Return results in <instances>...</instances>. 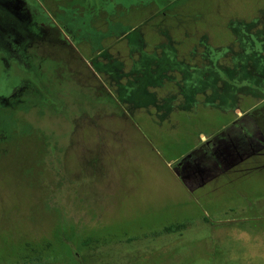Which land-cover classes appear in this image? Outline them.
<instances>
[{
    "label": "rangeland",
    "instance_id": "obj_1",
    "mask_svg": "<svg viewBox=\"0 0 264 264\" xmlns=\"http://www.w3.org/2000/svg\"><path fill=\"white\" fill-rule=\"evenodd\" d=\"M252 32L264 0H0L46 140L0 156V264H264V50H208Z\"/></svg>",
    "mask_w": 264,
    "mask_h": 264
},
{
    "label": "trees",
    "instance_id": "obj_2",
    "mask_svg": "<svg viewBox=\"0 0 264 264\" xmlns=\"http://www.w3.org/2000/svg\"><path fill=\"white\" fill-rule=\"evenodd\" d=\"M41 28L36 24V30H40ZM256 32H252L249 34L244 33V36L241 35L240 37L242 41L246 40L249 36L254 35L257 37L258 34H255ZM264 33V32H263ZM240 35V34H239ZM247 35V36H246ZM255 37L253 40L247 39L245 43H250V45H246L243 49H240V42H234L232 48H220V49H210L208 47V50L211 51V53H222V52H243L244 58L241 59V63L243 64V61L245 64H249L252 62L255 65L259 64L261 62V59L259 57H256L255 59L252 57L253 53L259 54L264 50V36L261 34V39L255 40ZM10 41V40H9ZM7 41L3 38L2 34L0 33V130L1 133L5 136L3 138L2 135H0L2 138H0V156H6L8 154L14 155L15 150H18V147L15 145V141H21L23 139L25 145H34V138L35 136L42 138L45 140L41 134H36L32 131V129L22 120L18 123L19 127L15 128L14 123L16 121V110L20 111H26L29 109L28 105L25 103H22L19 99L21 97V94L23 95L25 90L27 89V81H24L22 79L25 78L24 74L27 70L25 62H24V56H18L17 54V46L13 45L11 42ZM205 48V47H204ZM207 49H205L206 51ZM219 50V51H217ZM233 50V51H231ZM173 48L169 45L168 48H166V52H172ZM264 52V51H263ZM210 53V52H209ZM233 58V57H231ZM232 60V59H231ZM208 61V60H207ZM218 61L217 56L209 59V66L212 69H216L217 65L216 62ZM263 65L264 63L261 62ZM208 67V65H207ZM262 99V98H261ZM15 107V109H13ZM46 141V140H45ZM31 143V144H30ZM47 144L45 142L39 143L38 148L39 151L44 152L47 150ZM19 158L18 156H16ZM36 159V160H35ZM43 156L35 157H26V159L22 160V168L26 171L27 174H29L30 170V164L35 165L36 167L40 168L42 165ZM1 163V162H0ZM1 165V164H0ZM26 166V168H25ZM31 171H34V167ZM32 174V172H30ZM41 242L40 244H42ZM38 244V243H37ZM44 244V249H47V245ZM84 244V243H83ZM41 248V247H39ZM45 250L40 249L39 254L43 253ZM36 252V248L33 250V254ZM33 260L35 262H38L39 256L37 253L34 254ZM38 264V263H37Z\"/></svg>",
    "mask_w": 264,
    "mask_h": 264
},
{
    "label": "flooded vegetation",
    "instance_id": "obj_3",
    "mask_svg": "<svg viewBox=\"0 0 264 264\" xmlns=\"http://www.w3.org/2000/svg\"><path fill=\"white\" fill-rule=\"evenodd\" d=\"M70 37H72V35H70ZM225 53H226V52H225ZM227 54H231V55H229V56H235V55H234V52H228ZM216 64H217V63H216ZM259 101H261V100H259ZM179 163H180V162H179ZM179 163H178V164H179Z\"/></svg>",
    "mask_w": 264,
    "mask_h": 264
},
{
    "label": "crops",
    "instance_id": "obj_4",
    "mask_svg": "<svg viewBox=\"0 0 264 264\" xmlns=\"http://www.w3.org/2000/svg\"><path fill=\"white\" fill-rule=\"evenodd\" d=\"M238 117V116H237ZM204 138L202 137L201 140H203Z\"/></svg>",
    "mask_w": 264,
    "mask_h": 264
}]
</instances>
